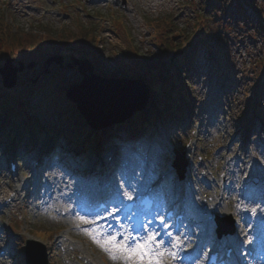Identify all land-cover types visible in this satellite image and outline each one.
I'll return each mask as SVG.
<instances>
[{
	"label": "rangeland",
	"instance_id": "374dc122",
	"mask_svg": "<svg viewBox=\"0 0 264 264\" xmlns=\"http://www.w3.org/2000/svg\"><path fill=\"white\" fill-rule=\"evenodd\" d=\"M124 2L123 5L122 0H0V65L8 56L13 57V64L18 60L24 64L32 63L31 67L24 66V72L19 79L17 77L15 85L23 89L27 82L35 83L44 73L49 74L50 69L55 72L47 87L35 96L21 95L17 86L5 92L0 76V113H11L13 110L8 111L7 108L11 107L12 101L15 105L12 107L20 110L17 116H0V126L5 132L3 137L10 142L18 135L37 143L36 146L40 141L58 138L60 145L57 150L61 161L56 167L58 179L54 181L52 190L55 189L60 196L52 200L61 209L68 208L69 200L63 195L70 192L65 189L66 184L61 185V175L67 174L72 162L81 159L79 155L87 149L92 150L84 157H93L94 161L104 158L112 149H118L121 155L127 152L133 155L128 158V168L137 174L147 168L151 173L147 179L139 175L140 182L148 183L147 180H153L160 173H168L165 186L174 188L177 176L171 171V161L176 147L185 149L188 161L185 175L193 181L189 195L192 220L201 228L205 219L212 218L211 222H214L215 214L222 215L220 212H230L233 218L236 217L232 212L236 196L233 190L239 187L237 181L241 173L238 164H245L235 161L237 156H250L247 165H251L254 158L258 159L263 165L258 179L264 180V150L261 149L264 128L258 126V117L264 118V0H220L219 4L214 0ZM157 21H163V24L158 27ZM45 28L68 34H79L85 29L92 33L93 30L95 47L81 49V55L75 54L87 56L93 63L94 72L102 76L140 77L149 87L161 84L168 90L170 87L158 80L156 71L135 65L132 61L128 63V58L134 57L136 51L156 55L166 63L171 76H179L178 79L168 77L167 80L168 84H174L169 89L176 92L171 95L172 100L167 98V91L159 90L158 97L153 98L155 105L149 104L153 120L149 125L152 128L156 126L157 130L152 134V140L150 131L144 134V148L140 155L136 154L134 147L123 145L119 140L113 143L107 138L101 149L88 143L96 138L98 132L87 124L72 102L66 101L63 91L70 81L76 82L81 78L75 65H65L69 51L58 49L54 44H46L37 53L3 45L5 37L1 36L2 32L9 38H15L13 33L31 30L40 33ZM178 49L182 51L170 60ZM58 53L64 55L62 66L44 62L47 56ZM135 71L139 76L133 75ZM52 99L54 103L50 102ZM255 123L256 134L252 137L253 129L249 128ZM240 125L247 127L249 135L239 140L244 129L235 133ZM255 139L257 142L252 141ZM148 144L150 152H146ZM137 146L141 147L140 144ZM5 151L0 149V203L4 194L15 188L17 199L14 205L0 209V247L7 248L6 256L0 255V264H24L23 249L27 237L52 246L51 264H66L65 260L72 256L62 243L59 246L63 238L74 245L78 254L89 255L98 264H125L123 259L113 260L85 231L74 229L75 216H65L62 210L53 213L50 208L52 200L48 201L47 196H43H49L51 192L45 186L38 191L34 190L32 183L24 190V177L34 183L40 178L43 184L51 180L50 175L55 174L53 169H29L28 159L24 171L12 177L6 172ZM247 157L242 159L247 160ZM234 163L236 165L232 166ZM118 168L120 170L114 171L108 179L118 185L121 180L126 184L128 172L121 165ZM226 169L232 174L230 177H226ZM223 179H226L227 187L220 189ZM226 191L231 199L229 207L223 198ZM212 193L216 196L207 199V195ZM69 230H73L70 234L76 237L70 236ZM236 231L243 235L240 227ZM9 234L14 235L13 240L9 239ZM188 246H183L179 254ZM257 260L259 258H253V264H257ZM168 261L169 258L164 264Z\"/></svg>",
	"mask_w": 264,
	"mask_h": 264
},
{
	"label": "water",
	"instance_id": "95a60500",
	"mask_svg": "<svg viewBox=\"0 0 264 264\" xmlns=\"http://www.w3.org/2000/svg\"><path fill=\"white\" fill-rule=\"evenodd\" d=\"M175 55L176 52L172 57ZM70 59L68 66L76 65L82 78L79 82L71 83L65 94L67 98L76 102V108L93 128L101 129L122 122L145 106L149 97V88L142 78L104 77L94 73L93 64L87 57L80 59L71 56ZM12 60L11 57H7L0 66L2 83L7 87L15 84L16 73L23 68L21 61L18 66H13ZM52 60L61 64L62 56L50 55L45 62L50 63ZM31 65L32 63L28 64V67ZM175 154L173 164L179 168L182 175L186 164L184 152L175 150ZM36 246L33 240L27 241V262L46 264L43 249L41 247L38 249Z\"/></svg>",
	"mask_w": 264,
	"mask_h": 264
},
{
	"label": "snow or ice",
	"instance_id": "6c2138e0",
	"mask_svg": "<svg viewBox=\"0 0 264 264\" xmlns=\"http://www.w3.org/2000/svg\"><path fill=\"white\" fill-rule=\"evenodd\" d=\"M27 175V174H25ZM136 189H128L123 180L119 185V190L116 196L119 200V206L112 207L110 211H106L107 216H112L116 222L120 225V230H113L108 233L106 228L96 224V220L100 219L99 216L94 219L88 215L77 214L75 219L83 224L92 225L93 227L88 229H82L86 234L104 251L108 252L113 260L123 259L125 264H164V258L167 257L172 261L179 259V249L184 243L180 237L173 236V233L168 231L166 234L171 237V241L168 246L165 247V241L159 239L162 233L151 228L152 221H147L143 224L134 223H121L120 212L126 211L127 205L123 203L124 200L132 201ZM239 207V205H237ZM256 211L255 208L252 209ZM206 215H210L207 214ZM128 220H132L133 216L128 215ZM155 219L159 220L161 226L164 229H168L169 225L165 222V217L157 215ZM109 228L111 226H108ZM140 229L145 233L140 235ZM118 237H122L118 239ZM129 241H132L129 244Z\"/></svg>",
	"mask_w": 264,
	"mask_h": 264
},
{
	"label": "trees",
	"instance_id": "16d2710c",
	"mask_svg": "<svg viewBox=\"0 0 264 264\" xmlns=\"http://www.w3.org/2000/svg\"><path fill=\"white\" fill-rule=\"evenodd\" d=\"M159 21L156 22L158 27H160V24H163V21L161 22ZM90 29L92 28L90 27ZM91 32L92 33H90L89 31V33H87L85 29L82 33L79 34H68V33H64L63 31L55 32L48 28H45L44 31L40 33L33 32L32 30L26 31V33L23 32L13 33L14 35L13 37L15 38H9V36L4 35L5 32H2L1 36L3 35V37H5L3 45L8 46V48L19 47L23 51L30 53L33 52L37 53L41 51L42 47L47 46L46 44L49 45L54 44L58 49L66 50V52L69 51L67 52V54L72 53L74 55L76 54L81 55L79 53L81 49H88V47L89 48L91 47L93 49L96 45L95 44L96 42L94 41L95 33H93V30ZM131 61L135 65H140L141 67H146L148 69H153L154 71H156L158 73L157 74L158 80H160L162 84H165L163 82L167 81L168 77H171V71L168 70L166 63L162 62L160 58H158L156 55L153 54L147 55L140 51H136L134 57L128 58V63ZM52 73L53 72L51 71V74ZM134 73H136L133 74L134 76H139V73H137L136 71ZM46 81L50 82V76L48 74H43L42 76H40L35 84L27 82L25 87V92L33 93L34 91L39 92L43 90L48 84L46 83ZM159 90H162L164 92L167 91V89H165L161 84L153 88L150 87V99L152 105H154L153 98L158 97L157 92ZM4 91L7 92L8 90L5 89ZM149 114L150 112L147 109L137 114L141 117V120H139L140 125H146L147 123L146 120L149 119Z\"/></svg>",
	"mask_w": 264,
	"mask_h": 264
},
{
	"label": "bare ground",
	"instance_id": "6f19581e",
	"mask_svg": "<svg viewBox=\"0 0 264 264\" xmlns=\"http://www.w3.org/2000/svg\"><path fill=\"white\" fill-rule=\"evenodd\" d=\"M30 94H33L34 95V92L33 93H30ZM29 94V95H30ZM263 121H264V119H263ZM255 128V126H253V129ZM242 129H244V131L240 134V136H239V140L242 138V136H246V134H247V127H245L244 125H240V126H238L237 127V130H236V133L235 134H238V132H240V131H242ZM253 134H252V137H255V131L253 130V132H252ZM29 141V140H28ZM252 141H254V142H256L257 141V139H255V140H252ZM261 149L262 150H264V147L263 146H261ZM222 157H223V159H224V161L226 162V155L225 154H223L222 155ZM243 157H247V155L246 154H243ZM244 158V159H245ZM248 158H250V156H248L247 157V160H244V159H239L240 161H242L243 162V166H240L239 164H238V167H239V170H240V172H241V174H243V172H245V173H250V175H251V177H253V179H256L257 177H258V174L260 173V171H263V168H262V166L263 165H261V162L258 160V159H256V158H254L253 160H252V164L251 165H247L246 164V162L248 161ZM236 164L234 163V164H232V166H235ZM261 165V166H260ZM144 172H145V174H148V170H144ZM143 172V173H144ZM224 173L226 174V177H230L232 174L226 169L225 171H224ZM136 173L134 172V171H129L128 173H127V176L129 177V181H130V183L129 184H127V188L128 189H131L132 188V186L133 185H135V184H137V183H135V182H137V180H139L138 178H136ZM163 180H165V179H163ZM225 180L226 179H223L222 181H221V183H220V189L222 188V189H225L227 186L225 185ZM63 181L65 182V183H69L71 180H70V178H65V179H63ZM161 182L162 181H159L158 183H157V185H160L161 184ZM44 186H46V185H44ZM47 187H49V188H52L51 186H47ZM46 187V188H47ZM106 189H110V186H108L107 185V188ZM118 189V188H117ZM185 193L187 194V196L189 197V195H190V193H189V191H186L185 190ZM225 195V203H226V205H229V203H231V199H230V197H229V192L228 191H226V193H224ZM216 196V194L215 193H213V194H208L207 195V198H209V199H213L214 197ZM190 198V197H189ZM189 201V200H188ZM238 201V200H237ZM241 207L239 206V207H237V205H236V207H235V213L237 214V216H240V214H241V209H240ZM58 209V207L56 208V210ZM79 209V208H78ZM66 212H68V211H66ZM186 214H190V212H187ZM72 216L73 214H69V213H66V216ZM243 223H245V220L243 221ZM191 224H192V226L193 227H195V230H198L199 231V226L194 222V221H192L191 222ZM87 226H89V225H87ZM108 233H110V232H108ZM213 235H215L214 234V232H213ZM118 239H120V237H118ZM63 242H64V246H65V248H67V249H69L68 250V252H69V254H72V256H71V258H69V259H66L65 260V263L66 264H77V260L79 261V263L80 264H82L84 261H85V257L83 256V255H80V254H78V250L74 247V245H72L67 239H64L63 240ZM47 252H48V254H50L51 253V249H50V246L49 245H47ZM255 252H256V254H259L260 255V257H261V262L264 264V255L263 254H261L262 252H261V250H260V248H257L256 250H255ZM87 256H89V255H87ZM89 258V257H88ZM184 259H186V260H190L189 259V257H182V258H180V259H178V260H176V261H172V260H170L169 259V261H168V263L167 264H180L181 263V260H184ZM74 261H76V263H74ZM167 260L166 259H164V262H166ZM189 263H191L190 261H188ZM49 264H50V262H49Z\"/></svg>",
	"mask_w": 264,
	"mask_h": 264
}]
</instances>
